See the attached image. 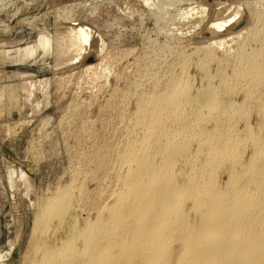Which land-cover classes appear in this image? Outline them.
<instances>
[{
	"label": "bare ground",
	"instance_id": "bare-ground-1",
	"mask_svg": "<svg viewBox=\"0 0 264 264\" xmlns=\"http://www.w3.org/2000/svg\"><path fill=\"white\" fill-rule=\"evenodd\" d=\"M244 2L259 26L228 33L233 50L221 48L226 38L186 50L158 48L171 56L165 57L167 73H160L162 52L148 55L151 48L148 58L141 57L140 75L103 100L104 112L115 116L111 132L100 133L106 125L98 123L102 128L96 133V125L84 122L79 132L93 143L77 154L65 184L36 199L22 264H264V11ZM225 17L210 24L211 33L231 21ZM89 27H69L45 46L55 55L72 51L67 64L80 62L91 45L102 52ZM8 54L0 50V66ZM92 58L84 71L93 78L100 76V64ZM76 100L70 111L78 113L83 101ZM18 171L31 187L33 180ZM15 173L8 170L10 185Z\"/></svg>",
	"mask_w": 264,
	"mask_h": 264
},
{
	"label": "rangeland",
	"instance_id": "rangeland-1",
	"mask_svg": "<svg viewBox=\"0 0 264 264\" xmlns=\"http://www.w3.org/2000/svg\"><path fill=\"white\" fill-rule=\"evenodd\" d=\"M144 1L0 0V50H9L8 56L5 57L4 63L0 66V86L3 87V94L0 95V109H2L0 110V264H22V261L26 258L24 254L28 247V235L36 199L50 195L56 186L65 184L69 177L67 171L70 168L69 166L75 162L77 154L83 151L86 146L90 148L89 144L93 143V139L88 137L90 141L84 140L87 136L81 134L83 133L82 131L79 132L85 123H90L91 126L96 125V127H93L96 133L104 125H106V128L103 127L102 131L105 130L103 132L100 131V133H107L106 135H108L111 132L112 128L110 126L113 127L112 123H114L113 119H115V116L110 117L107 111L104 112L103 109L105 107L103 106L108 104L104 101H109L110 95L118 92L116 91L117 89L119 92L123 91L128 85V79L131 80L138 74L140 75L142 70L139 71V66L144 64L142 56L145 57L149 52L148 55L154 54V51L163 47L175 49L174 47L178 48L180 46V48L183 47L186 50L192 46H197L199 43L201 45L203 41H206L203 43H208L210 39L214 41L215 39L224 40L226 38L224 40L225 45L221 48H233L234 44H230L229 40L239 32L236 30L242 32L243 28L252 29L259 26V23L253 25L254 19L250 20V12L246 13L249 7H245L248 5L243 4L244 0H150V2L148 1L149 3L147 2L148 4ZM257 1H249L255 3L257 5L255 6L253 3L250 4L245 0V2L250 4V8H256L258 12L264 11V0H260L261 4L259 0ZM259 5H262L263 9ZM234 7H236V12L240 11L237 13L238 15H235ZM182 11L186 12V15ZM231 12H234L232 14L235 15L233 20ZM115 14L121 16L118 18ZM228 15L231 21L220 31L213 32L216 37L214 35L212 37L213 33H211L210 24L215 20H225V18H228L225 16ZM69 19L72 20L70 21ZM76 22L79 25L85 24L88 27L90 26L92 37L98 38L102 42V52L95 45H91L88 49L89 55L84 60L80 62L76 61L77 63L75 64L73 62V65H70L67 63H71L70 60L73 58L72 55H74L70 54L73 53L72 51L68 53L72 56L71 58L68 54L55 55L45 46V41L50 42V39L62 37L63 34L65 36L71 27L78 25ZM228 33L233 35L230 36ZM227 37L230 38L227 40ZM231 42L234 43V41ZM188 44L189 47L187 46ZM154 46L158 47L155 48ZM151 48L152 50H150ZM159 52H162V54L158 53L161 56L157 55L159 58L162 57V69L159 67V71H162L160 73H167V69L165 68H168V66L164 65V63L167 64L165 57L166 55L170 56V54H167L166 50L165 53L164 51ZM58 55L61 56L59 57ZM163 55L165 62L162 61ZM120 56L122 57V61L120 60ZM90 57H94L97 60L96 63L100 64V71L108 66V74L105 68L104 76L102 75L103 77H101V73L97 69L100 74V76L96 74L98 79H96V76L92 78L94 74H91L92 76L89 77L90 74L84 71V66L87 63L94 62L93 58L91 61H87ZM115 57H119V60L117 59V61ZM135 61L143 64L140 63L138 65ZM134 63L137 64L136 67ZM122 67H124L123 70H120ZM133 71H136V73ZM105 74L110 76L106 75L107 77L104 78ZM117 74H122V76L118 78ZM116 76L118 80H114ZM129 76H132V78ZM104 80L105 82H103ZM122 83L123 85L121 86ZM100 86L105 87L100 88ZM113 86H115L114 89ZM108 89L113 91L111 92ZM29 92L31 95L28 94ZM97 92L98 100L95 98L96 96L92 97ZM91 98H94L95 103ZM73 99H79L84 102V104L83 102L81 104L78 100L81 105L78 113L70 111V105L75 101ZM93 103L97 104L94 105ZM67 110L72 114L70 112L68 114ZM87 116H89L88 121L92 120L94 124L87 121ZM102 117L106 119L104 120ZM99 118L101 119L99 120ZM103 121L109 122V125L105 124L106 122L103 123ZM98 123L101 126L104 125L101 127ZM83 142H85V145ZM73 158L74 160H72ZM10 168L16 171L12 185L8 182V170ZM20 168L29 179L33 180L31 187L29 185L27 187L24 184V180L18 178L19 175L17 173H19L18 169ZM18 218L21 220L20 225L16 221Z\"/></svg>",
	"mask_w": 264,
	"mask_h": 264
},
{
	"label": "water",
	"instance_id": "water-1",
	"mask_svg": "<svg viewBox=\"0 0 264 264\" xmlns=\"http://www.w3.org/2000/svg\"><path fill=\"white\" fill-rule=\"evenodd\" d=\"M92 60V58L90 57L87 61H91Z\"/></svg>",
	"mask_w": 264,
	"mask_h": 264
}]
</instances>
